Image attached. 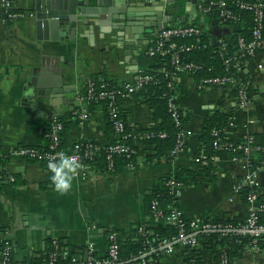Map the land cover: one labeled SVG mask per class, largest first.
I'll list each match as a JSON object with an SVG mask.
<instances>
[{
	"label": "crops",
	"instance_id": "1",
	"mask_svg": "<svg viewBox=\"0 0 264 264\" xmlns=\"http://www.w3.org/2000/svg\"><path fill=\"white\" fill-rule=\"evenodd\" d=\"M23 17L7 19L0 0V237L11 241L13 259L28 263L41 260L52 239H60L69 256L85 258V253H73L71 248L87 251L94 241L98 255L107 253L108 233L117 231L127 235L138 224L154 227L157 220L145 208V199L154 187H162L178 169L196 173L193 185L179 188L174 193L169 209L178 208L189 218L245 219L249 205L234 190L243 171L225 148L216 149L215 161L207 171H201L195 156L202 152L203 123L216 111L233 112L234 125L227 129L224 138L237 141L240 136H258L264 139V49L245 65L242 79L252 87L250 103L240 108L227 89L199 88L197 79L188 73L174 77L176 100L180 110L189 117L184 127L185 150L178 157L157 156L155 145L142 136L154 125L153 110L143 92H137L119 102L127 128V139L137 154L130 165L116 171L98 173L90 163L78 167L72 188L65 193L55 190L52 173L42 164L31 162L12 154L19 146L45 147L47 126L59 119L72 121L66 148L76 144L92 145L100 152L115 142L117 137L109 124L103 104L85 105L78 101L88 84L112 82L123 87L134 83L154 65L148 57V48L156 41L143 38L140 45L125 46L117 39L114 29L103 33L98 27L73 23L70 26L75 40L55 42L38 36L35 28L34 0H10ZM197 2V20L192 25L204 29L209 44L220 40L231 42L238 31L248 28L241 24L223 22L218 15L205 14L201 7L210 0H178L179 16H186ZM205 17V22L201 19ZM250 30V29H249ZM123 48H119V46ZM219 46V45H218ZM56 59L62 65L77 69L73 81L77 93L67 95L75 102L74 109L62 104L60 116L49 119L29 106L23 95L32 78L42 72L43 65L51 66ZM89 114L81 123L78 115ZM60 122V121H59ZM86 171L88 176H82ZM199 172V175H198ZM259 191L264 196V174L258 179ZM96 226L95 230L91 227ZM69 246H65V242ZM182 255H163V264H185ZM203 264H218L212 257H205ZM234 264H264V240L255 250L246 247Z\"/></svg>",
	"mask_w": 264,
	"mask_h": 264
},
{
	"label": "built area",
	"instance_id": "2",
	"mask_svg": "<svg viewBox=\"0 0 264 264\" xmlns=\"http://www.w3.org/2000/svg\"><path fill=\"white\" fill-rule=\"evenodd\" d=\"M1 5L5 10L7 19H17L23 17V12H17L13 8L10 0H1ZM201 11L205 14L217 12L223 22H231V24H241L244 19L241 12H248L252 16L251 37L246 39L240 36L234 50L230 49L225 41L218 42L220 54L224 60L225 75L213 78H203L197 80L199 88H236L237 100L236 105L240 108H247L250 103V95L248 92L249 82L242 79V70L245 65L254 59L257 54L264 49V0H210L207 5L201 7ZM204 29L197 25H179L173 26L162 31L156 38V41L148 48L147 55L150 58H169L171 60L172 70L167 71L162 69L161 73L167 79L174 78L178 73L194 74L200 69L193 62H185V56L194 50L206 48L202 38L204 37ZM246 82H245V81ZM157 77L153 74L142 75L134 83H129L120 90L110 89L106 84L96 86V83L90 82L87 87V93L78 96V101L81 104L90 105L93 100L105 102L103 105L106 108L109 120L112 122L114 134L117 137L116 142L105 148L104 153L107 155L109 171L115 168L114 157L116 155H125L127 158L136 156L137 150L133 145H128L123 140L127 139L126 123L123 119L122 112L119 107V102L129 97L142 88L150 84H156ZM171 83H169V86ZM169 107L172 117L180 130L179 139L176 147L170 152L172 158L178 157L185 150V142L182 139V134L185 132L183 125V112L180 110L177 101L170 98ZM81 123L89 119L87 112H82L78 115ZM234 120L232 119L229 127L222 132L214 131L213 145L216 149L225 147L233 156L241 170L244 172L241 180L235 185V192H240L245 189H251V193L247 196L246 203L249 205L250 213L241 222L229 223L213 220H203L201 218H189L180 209L171 208L168 212H164L159 207V202L154 201L152 209L154 210L153 218L162 224L169 225L175 228L176 232L167 237H156V245H152L150 240L146 241L149 244L148 249L139 254L138 257L132 260H124L121 257V238L117 231L108 233V249L105 255H98L97 246L94 241L87 245V258L80 256L66 257V250L61 244L60 239H52L50 241L51 251L47 264H130L131 261L140 260L142 264H149L153 256L162 253L168 256L181 255L180 250L184 248L197 249L201 246L205 237L219 236L220 238L241 239L248 237L251 239L250 246L257 249L260 241L264 240V204L260 203V191L258 179L261 174H264V159L257 164H253L247 156H251L254 152L261 151V148L254 145V138L246 136L243 143L237 141H229L224 138L227 129L233 127ZM64 125L62 122L54 121L47 133L45 132L47 144L45 147L19 146L12 151V154L19 158L37 162L48 168V162L58 161L60 153H65L73 157L79 167L85 168L90 161L95 160L101 155L100 150L92 145L76 144L72 149L61 147V133ZM223 135V137L221 136ZM148 139V136H144ZM160 138H165L166 134H159ZM245 155L244 158L238 156V152ZM264 153V149H263ZM215 156L201 154L195 157V163L200 166L207 167L215 161ZM86 163H85V162ZM88 162V163H87ZM82 176H88L86 171H83ZM167 185L174 188H181L175 180H170ZM97 227H91L95 230ZM139 232L143 234H153V231H148L144 226L139 228ZM0 264H30L16 262L13 259V245L10 240L0 237ZM221 264H229L226 253L222 255Z\"/></svg>",
	"mask_w": 264,
	"mask_h": 264
},
{
	"label": "trees",
	"instance_id": "3",
	"mask_svg": "<svg viewBox=\"0 0 264 264\" xmlns=\"http://www.w3.org/2000/svg\"><path fill=\"white\" fill-rule=\"evenodd\" d=\"M254 1V0H253ZM211 15H218L217 12L209 13ZM241 16L244 21L247 22L248 28L243 31H238L236 36L233 37L231 42H224L227 46L234 50L237 40L240 36L245 37L246 39H250L251 37V27H252V16L248 12H241ZM231 23V22H226ZM183 24H178L174 26H179ZM188 25V24H185ZM198 26V25H197ZM203 43L206 45V48H200L197 50L192 51L191 53L185 56V62H193L200 69L194 74V77L199 80L203 78H213L217 76L225 75V67H224V60L220 54V48L216 45L209 44L208 38L204 35L202 38ZM154 65L151 69L142 75L153 74L157 77L156 84H150L145 86L140 90L143 92L147 98H149L148 103L150 108L153 110L154 115V125L147 131L142 132V136H148L147 141L156 146L157 149V156L166 155L169 151H172L178 142L179 132L172 114L170 112L169 107V100L170 98H174L176 100V85L174 82V78L167 79L163 73H161L162 69H166L167 71L172 70L171 60L169 58H161L156 57L152 58ZM244 69L242 72H244ZM193 76V75H192ZM175 77V76H174ZM245 81V80H244ZM248 82V80H246ZM245 81V82H246ZM96 83V86L103 84L99 82L97 79L91 81ZM169 83L171 85L169 86ZM110 89H118L120 90L123 88L122 85H114L112 82H104ZM139 92V91H138ZM227 92L229 93L231 98L237 100V89L236 88H227ZM249 95L251 97L252 94V87L249 85L248 88ZM87 93V89L83 92V94ZM177 101V100H176ZM91 105L97 104H104L103 101L93 100L90 102ZM108 116V115H107ZM233 112L226 113L224 111H216L214 115L207 119L202 126V135L201 139L205 148H203L202 152L197 154L195 157L205 154L208 156L214 155V137L212 133L214 131L222 132L224 129L229 127L233 119ZM60 122L63 123L64 129L61 133V147L66 148V143L68 139V135L71 129L72 121H67L64 119H59ZM108 121L110 126L112 127L113 133V125L112 122ZM189 121L188 116H183V125L187 124ZM51 123L47 126L45 132L49 130ZM164 133L166 134L165 138H160L159 134ZM127 135V129H126ZM184 142L186 141L185 132L181 135ZM223 137V135L221 134ZM254 138V145L261 148V151L254 152L251 156H247L248 159L253 163L257 164L261 160L264 159V139L258 136H252ZM245 136H240L238 138L239 143H243L245 141ZM128 145H132L128 139L123 140ZM116 142V141H115ZM114 143V142H113ZM238 156L244 158L245 155L240 151L238 152ZM135 156L132 158H127L125 155H116L114 157L115 168L113 171H116L120 166L130 165ZM85 162V161H84ZM0 163H5V158L0 156ZM86 163V162H85ZM88 163V162H87ZM90 167L95 168L98 173H103L109 169L108 167V160L106 153L102 152L100 156L96 157L95 160L90 161ZM212 163L207 166H200L199 169L201 171H207L210 168ZM199 175V172H198ZM197 175L196 173L188 170V169H178L174 175H172L162 187H154L150 194L145 199V208L147 213L153 217L154 210L152 209V205L154 201L159 202V207L164 212H168L169 206L171 205L173 199L175 198L174 191L170 188L167 183L170 180H175L181 188L193 185L195 183ZM251 189L245 188L240 192V197L246 201L247 196L251 193ZM260 203L264 204V196L260 193ZM244 219H232V220H224V219H213V221H221V222H229V223H237L241 222ZM157 225L154 227H150L148 224H138L134 226L127 235L124 233H120L121 238V257L124 260H132L135 257H138L141 252L148 249L149 244H146L147 240H150L152 245H156L157 241L155 240L156 237H167L176 232L175 228L169 225L162 224V222L158 221ZM144 226L146 230L153 231V234H143L139 232V228ZM251 239L248 237L241 238L239 240L232 239V238H220L219 236H209L205 237L201 246L197 249H188L184 248L180 250V254L185 256L186 262L185 264H203L205 257H212L214 261L218 264H221L222 255L226 253L229 264H234L236 258L240 257L242 253L245 251L246 247H249L251 244ZM61 244L64 247V243L61 240ZM51 251L50 246L46 250V254L41 258V260L30 261V264H47L49 260V253ZM1 255V253H0ZM162 253L153 256L149 264H163L161 262L163 258ZM66 258L68 259L69 256L66 253ZM27 263V262H26ZM130 264H142L140 260L131 261Z\"/></svg>",
	"mask_w": 264,
	"mask_h": 264
},
{
	"label": "water",
	"instance_id": "4",
	"mask_svg": "<svg viewBox=\"0 0 264 264\" xmlns=\"http://www.w3.org/2000/svg\"><path fill=\"white\" fill-rule=\"evenodd\" d=\"M178 0H34L35 28L38 36L55 42L75 40L77 30L70 25H90L88 30L98 27L105 33L110 28L117 33V39L125 46L140 45L143 38L158 37L167 28L178 24L191 25L197 20L199 6L193 7L186 16H179L181 8ZM204 3L205 0H203ZM205 22V17L201 19ZM119 46V45H118ZM119 48H123L119 46ZM77 69L62 65L56 59L50 66L43 65L42 72L34 76L23 97L37 113L52 119L60 116L62 104L74 109L75 102L67 95L77 93L73 81ZM179 193L178 188L173 189ZM69 246V242H65ZM73 253H85L79 248H71Z\"/></svg>",
	"mask_w": 264,
	"mask_h": 264
},
{
	"label": "clouds",
	"instance_id": "5",
	"mask_svg": "<svg viewBox=\"0 0 264 264\" xmlns=\"http://www.w3.org/2000/svg\"><path fill=\"white\" fill-rule=\"evenodd\" d=\"M58 161H49L48 168L51 170V181L55 190L65 193L72 188L74 177L79 167L73 157L60 153Z\"/></svg>",
	"mask_w": 264,
	"mask_h": 264
}]
</instances>
